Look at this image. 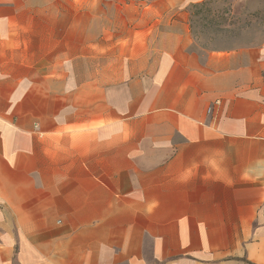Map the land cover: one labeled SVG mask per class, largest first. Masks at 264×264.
Segmentation results:
<instances>
[{"label":"crops","instance_id":"1","mask_svg":"<svg viewBox=\"0 0 264 264\" xmlns=\"http://www.w3.org/2000/svg\"><path fill=\"white\" fill-rule=\"evenodd\" d=\"M198 1L0 0V264H264V42Z\"/></svg>","mask_w":264,"mask_h":264},{"label":"rangeland","instance_id":"2","mask_svg":"<svg viewBox=\"0 0 264 264\" xmlns=\"http://www.w3.org/2000/svg\"><path fill=\"white\" fill-rule=\"evenodd\" d=\"M182 11L188 15L195 48L226 49L264 42V0H201Z\"/></svg>","mask_w":264,"mask_h":264},{"label":"trees","instance_id":"3","mask_svg":"<svg viewBox=\"0 0 264 264\" xmlns=\"http://www.w3.org/2000/svg\"><path fill=\"white\" fill-rule=\"evenodd\" d=\"M205 2V1H204ZM203 3V2H202ZM192 6H197V4H194V5H192Z\"/></svg>","mask_w":264,"mask_h":264}]
</instances>
